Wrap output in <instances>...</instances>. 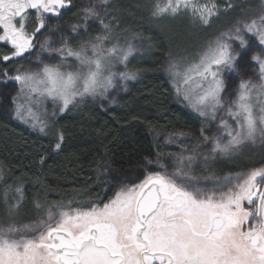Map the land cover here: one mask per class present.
<instances>
[{
    "label": "snow or ice",
    "instance_id": "6c2138e0",
    "mask_svg": "<svg viewBox=\"0 0 264 264\" xmlns=\"http://www.w3.org/2000/svg\"><path fill=\"white\" fill-rule=\"evenodd\" d=\"M68 3L0 0V42L10 52L0 59L7 62L30 54L36 34L46 27V16H59ZM30 10L38 25L32 33L27 31ZM181 12L208 24L217 7L211 0H156L152 15L174 17ZM89 18L97 19L102 31L78 47L68 40L59 48L48 39L41 44L42 50L59 56V63L3 74L5 82L18 85L11 98L15 119L45 132L49 125L38 110L43 101L50 100L63 113L77 98L105 96L116 87L117 78H136L135 72L113 71L127 61L131 46L113 42L112 26L96 8L85 9V20ZM79 27L74 25L73 31L78 33ZM68 61L74 62V70H64ZM248 68L253 69L251 75ZM169 72L177 95L200 116L215 120L217 112L225 110L233 121L222 117L220 134L203 136L205 145L211 143L205 159L231 155L248 143L264 144V13L238 21L195 61L183 67L172 63ZM229 77L239 82L226 106ZM63 139L58 130L53 151L61 149ZM194 159L195 155L179 156L171 172L160 164L163 171L123 184L102 205L58 204L34 226L0 224V264H264V167L226 176L206 188L192 175ZM15 192L19 199L13 207L18 208L23 194L20 188Z\"/></svg>",
    "mask_w": 264,
    "mask_h": 264
},
{
    "label": "trees",
    "instance_id": "16d2710c",
    "mask_svg": "<svg viewBox=\"0 0 264 264\" xmlns=\"http://www.w3.org/2000/svg\"><path fill=\"white\" fill-rule=\"evenodd\" d=\"M211 2L217 14L204 24L186 12L154 17L156 0H107L111 33L134 34L142 43L141 55L131 64L136 78L117 107L103 111L87 103L58 118L50 133L55 136L59 130L64 139L55 152L52 140L29 135L0 116V224L34 226L50 206L58 204L102 205L123 184L139 183L147 173L163 171L160 164L168 172L173 170L162 139L173 128L184 131L191 124L180 108L174 86L161 74L164 58L192 57L196 49L241 14L258 9L264 0ZM82 3L70 0L68 24H78L71 19L78 15ZM33 16V12L29 14L31 19ZM6 54H10L9 46L0 44V57ZM8 67L9 63L0 59V74ZM259 167H264V145L242 152L233 161H216L208 170H193L192 175L199 186L211 188L226 176ZM16 188L23 194L18 208L13 207L19 199Z\"/></svg>",
    "mask_w": 264,
    "mask_h": 264
},
{
    "label": "rangeland",
    "instance_id": "374dc122",
    "mask_svg": "<svg viewBox=\"0 0 264 264\" xmlns=\"http://www.w3.org/2000/svg\"><path fill=\"white\" fill-rule=\"evenodd\" d=\"M82 2L83 3L78 8V15L75 18L71 19V21L73 19L77 20L78 24L76 22L68 24L67 22L66 15L70 7V3H68L66 7L61 10V14L59 16H46V27L44 29H41L40 32L36 34L34 38V49L31 51L30 54H25V57L23 58H14L11 61H7L6 63H9V67L5 72H7L9 76H12L16 74V69L20 67L36 71L38 67H42L43 63H59V56L56 53H50L41 49V44L45 41V39H48L50 41L51 46L54 48H59L61 46L62 40H68L70 46L75 48L78 47L84 41L91 39L95 35L99 34L102 31L99 21L95 18H89L85 20V9L90 7L96 8L100 12V15L104 18L105 23H108L107 21L109 16L108 12H106V3H102L101 0H82ZM32 12L34 14V19H31L29 16L27 18V31L29 32L32 30L29 33H32L33 30L38 26L34 11L30 10V13ZM262 13H264V3L261 4V6L256 10L246 11L245 13L241 14L240 17L235 20L233 24L225 27L223 31L213 36V38H211L209 41L205 42L201 47L196 49L194 54H192V57L188 56L186 57L187 59L185 57L164 58L161 64V74L165 76L169 80V83L173 86V79L169 72L170 64L179 63L181 67H183L188 63L195 61L198 58V54L203 51L208 44L216 40L221 35V33L228 32L237 24L238 21H250L254 18H257ZM75 24L80 26L78 29V33L73 31V26ZM85 24L87 25L86 28ZM91 29L94 30L92 31ZM110 35L113 38V42L119 43L121 47L127 48L131 46L132 48V53L128 57L127 61H125V63L123 64H116L113 71L132 72L131 64L134 62V60L137 59V57L141 55L142 43H140L139 37L137 35L135 36L134 34L116 36L115 34L113 35L112 33H110ZM253 39L255 38L253 37ZM0 44L3 43L0 42ZM67 65L68 66H66L64 70H74V62L68 61ZM247 72L249 75H251L253 69L248 68ZM3 74H0V116L5 119L8 118L14 125L21 127L29 135L31 134L33 136H37L40 138L43 137L44 139L52 140L53 148L54 144L56 143V135L54 136L50 132L52 130V127L54 126L53 124L58 118L62 117V115L70 114L81 110L87 103L97 106L103 111H106L110 108H115L117 107V105L120 104V102L122 101L121 99L124 95L127 94L130 89V86L133 83V79L127 81H120L117 78L116 87L110 89L105 96H86L82 99L77 98L76 102L73 105H70L69 109L63 113H60L50 100L43 101L38 110L41 116L47 119L49 127L46 129L45 132H41L39 128L34 129L30 126V124H25L14 118L11 98L12 96L16 95L18 85L12 80H7V82H5L6 77ZM245 78H248V76H245ZM233 79L235 80L234 83L232 82ZM229 81V90L224 94L226 106L230 99L234 96L233 89L239 82L238 78L235 77H229ZM175 94L176 97H178L179 99L180 108H182V111L183 113H185L187 118L190 119L189 122L191 126L188 129H185L184 131L177 127L173 128V131H171L170 133H166L162 139L163 147L164 149H166V153H168V161L169 164H171L172 168L176 159L179 156L195 155V159L192 161V171L197 170L198 168L208 170L216 163V161L223 160L230 162L237 159L242 152L250 149H259L264 145L259 141L255 144L248 143L242 146L237 152L232 153L231 155H217L215 156V158L209 156L208 159H205V155L208 154V150L211 148V143L205 145L203 143V136L211 138L220 134L219 123L222 117L228 119L230 124L233 123V121L231 120V118L226 116L225 110H219L217 112L215 120H213L211 117H202L197 111L193 109V107L189 105L188 101L184 100L182 95H177L176 90ZM224 139L226 140V137H224ZM220 182L222 183L223 181Z\"/></svg>",
    "mask_w": 264,
    "mask_h": 264
}]
</instances>
